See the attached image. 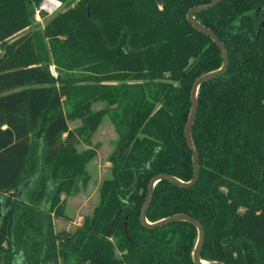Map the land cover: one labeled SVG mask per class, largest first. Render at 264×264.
Returning a JSON list of instances; mask_svg holds the SVG:
<instances>
[{
	"label": "trees",
	"instance_id": "16d2710c",
	"mask_svg": "<svg viewBox=\"0 0 264 264\" xmlns=\"http://www.w3.org/2000/svg\"><path fill=\"white\" fill-rule=\"evenodd\" d=\"M42 1L0 0V264H198L194 223L150 227L141 210L153 177L193 179L192 88L224 58L188 12L211 0H58L68 7L44 29L8 41ZM195 19L229 64L199 86L198 180L158 181L146 217L201 222L203 260L264 264V0H222ZM105 116L111 174L82 225L56 232L62 194L88 184L97 155L78 145Z\"/></svg>",
	"mask_w": 264,
	"mask_h": 264
},
{
	"label": "rangeland",
	"instance_id": "374dc122",
	"mask_svg": "<svg viewBox=\"0 0 264 264\" xmlns=\"http://www.w3.org/2000/svg\"><path fill=\"white\" fill-rule=\"evenodd\" d=\"M77 0H73L71 4L76 3ZM65 3H60V6L52 13H44L42 20L36 19L32 24L23 29L22 31L14 34L8 41H13L21 36L35 31L44 29L45 25L58 13L67 9ZM4 53L3 47L0 45V54ZM54 65V64H51ZM56 70V69H55ZM57 75V74H56ZM104 102H96L93 105V109H99L104 107ZM81 124L79 120L71 121L69 123L70 128L74 129ZM118 138V134L110 121L108 116H105L99 128L94 132L89 142H81L78 145L80 151H84L88 148H94L97 151L95 158L88 164L87 169L90 174V180L88 184L83 187L82 184L74 191L73 194L63 193L61 199L62 216H53L54 230L56 232L66 231L73 233L76 229L82 225L84 218L87 215L93 213L94 208L99 202V188L102 181L109 177L111 174V162L109 156L112 153L115 142ZM2 209H0V215ZM22 227V225H21ZM74 256H70L67 264H74ZM60 264H64L63 259H60Z\"/></svg>",
	"mask_w": 264,
	"mask_h": 264
},
{
	"label": "water",
	"instance_id": "95a60500",
	"mask_svg": "<svg viewBox=\"0 0 264 264\" xmlns=\"http://www.w3.org/2000/svg\"><path fill=\"white\" fill-rule=\"evenodd\" d=\"M221 1L222 0H211L208 3L198 5V6L191 8L188 12V20L196 28H198V29L204 31L205 33L209 34L214 39V41L219 45V47L222 51V54H223V58H224V62H223V65L221 68L214 70V71H211V72H208V73L200 76L199 78H197L194 85H193V88H192V96H191L192 97V109H191L190 116H189V119H188V122L186 125L185 135H186L188 143L190 144V146L193 150V161H194L193 179L189 182H185V181H183V180H181L175 176H171L168 174H161V175L153 177V179L151 180L150 185H149V192H148L147 199H146V201L142 207V210H141V219H142L143 223L146 224L147 226H150V227L163 225L167 222L174 221V220H187V221L194 223L196 225V227L198 228V231H199L197 244H196V247L194 249V254H193L194 260L198 264H225L223 262H218V261L210 262V261L203 260L201 258V256H200L201 248H202L204 238H205V230H204V227L201 224V222H199L196 219L191 218L190 216H188L186 214H176V215H173L171 217H168V218H165V219H162L160 221L152 223L147 219L146 212H147V208L150 204V201L152 199L154 186L161 179H168L174 183H177V184L183 185V186L192 185L198 180V177H199L198 152H197V149L194 145L193 139L191 137V129H192L193 121H194V118H195V115L197 112V108H198V103H197L198 90H199V86L201 85L202 82L213 79V78L219 76L220 74H222L226 70V68L229 64V55H228V52H227L223 42L220 40L218 35L213 30L205 27L203 24H201L199 21H197L195 19V14L200 10H203L206 8H211V7L215 6L218 3H220Z\"/></svg>",
	"mask_w": 264,
	"mask_h": 264
},
{
	"label": "built area",
	"instance_id": "2783aa9c",
	"mask_svg": "<svg viewBox=\"0 0 264 264\" xmlns=\"http://www.w3.org/2000/svg\"><path fill=\"white\" fill-rule=\"evenodd\" d=\"M60 1L58 0H43L41 4L36 8L35 19L41 21L44 13H52L60 6ZM50 71L56 75L55 66H50Z\"/></svg>",
	"mask_w": 264,
	"mask_h": 264
}]
</instances>
